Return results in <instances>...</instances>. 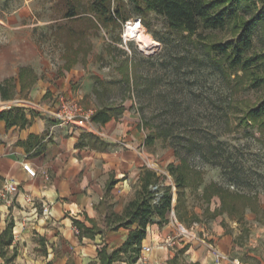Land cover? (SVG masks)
<instances>
[{
  "label": "rangeland",
  "instance_id": "374dc122",
  "mask_svg": "<svg viewBox=\"0 0 264 264\" xmlns=\"http://www.w3.org/2000/svg\"><path fill=\"white\" fill-rule=\"evenodd\" d=\"M90 1L0 0V81L8 92V98L0 96V109L23 99L39 110L44 104L59 107L56 98L50 100L54 92L71 93L68 98L82 110L122 104L143 135L144 162L156 163L147 167L157 171L160 184L172 185L173 205L175 186L167 164L184 158L200 177L185 188L184 221L171 214L169 221L185 227L203 258L208 255L205 263L215 264L219 253L226 264H264V115L252 119L248 114L264 100V82L251 81L264 75V60L253 70L232 68L204 47V42L229 39L231 27L199 28L189 37L169 28L160 14L149 12L144 23L129 0H111V7L141 17L158 42L152 52L141 45L140 50L134 39L122 40V24L94 26ZM71 8L78 17L67 16ZM70 29L82 33L69 38ZM252 52L264 55V22L254 34ZM38 87L48 100L30 94ZM95 126L92 133L113 139ZM148 134L153 135L149 144ZM112 141L118 144L115 136ZM211 182L249 200L236 199L231 215H213L220 199L203 196ZM177 263L193 262L180 255Z\"/></svg>",
  "mask_w": 264,
  "mask_h": 264
},
{
  "label": "crops",
  "instance_id": "0c3cea01",
  "mask_svg": "<svg viewBox=\"0 0 264 264\" xmlns=\"http://www.w3.org/2000/svg\"><path fill=\"white\" fill-rule=\"evenodd\" d=\"M72 66L69 64L66 70ZM43 92L38 87L30 94L48 100L43 98ZM57 94L62 95L54 92L50 100L57 98ZM24 106L30 119L25 126H7L0 120V233L10 222L13 233L6 255L16 250L12 264L95 261L102 245L111 250L125 240L129 228L118 225L114 218L134 196L140 186V174L147 168L143 154L139 153L140 149L144 152V139L136 117L125 112L124 107L122 113L108 121L95 122L113 137L106 139L92 131L59 123L43 110ZM30 134L38 138L28 139ZM114 136L118 144L112 141ZM25 160L36 169L35 176L22 168ZM7 179L18 184V192L2 195ZM45 202L50 204L49 215L42 214ZM156 221L147 226L142 242L150 250L136 264H169L175 254L177 259L183 255L193 263L208 264V255L203 258L195 241L180 234L173 221ZM226 243L224 237L220 246ZM3 261L0 255V264ZM215 264L226 262L216 256Z\"/></svg>",
  "mask_w": 264,
  "mask_h": 264
},
{
  "label": "trees",
  "instance_id": "16d2710c",
  "mask_svg": "<svg viewBox=\"0 0 264 264\" xmlns=\"http://www.w3.org/2000/svg\"><path fill=\"white\" fill-rule=\"evenodd\" d=\"M129 2L132 4V10L144 17V23H147L146 15L149 12H155L164 17L169 28L184 32L189 37L198 34L199 28L224 29L227 26L231 27L234 33L229 39L223 42H204V47L210 52L221 55L227 65L232 68H240L245 71L253 70V67L264 60L262 53H249L253 47L254 34L264 22V0H129ZM89 8L95 13L92 22L94 26L118 25L130 17V14L122 10L120 6L111 7V0H91ZM67 16L76 18L78 13L71 8L67 11ZM81 33H77L73 29L68 31L69 38H73L75 34L79 36ZM251 81L253 85L261 84L264 82V75H256ZM4 86L5 82L0 81V96L5 99L8 98V92ZM25 110L26 107L20 105L2 108L0 109V120H4L7 126L23 127L30 122ZM123 110L122 104L100 105L91 112V119L94 122L104 123L113 116L122 113ZM248 114L252 119L263 116L264 100L258 106L251 108ZM31 138H38V136L30 134L28 139ZM152 139L153 135L148 134L146 143H151ZM167 169L175 186L176 203L172 204V185L160 184L157 171L148 167L144 169L139 177V188L136 189L134 196L126 202L122 212L116 214L114 218L118 221V225L129 228L125 240L121 245L111 250L105 244L102 245L98 249V259L86 264H136L141 254L143 239L147 234V226L150 223L155 220L159 224L168 222L171 210H174L179 221H184L185 188L198 183L200 177L193 175L196 171L181 157L177 164L169 162ZM154 184H157L156 189L151 188V185ZM213 195L220 199V206L212 211L213 215L223 212L231 215L237 204L236 199L249 200V197L230 191L218 185L217 182H211L203 189L206 201H209ZM239 208L242 213L245 208L244 204ZM75 223L81 227L78 220H75ZM134 224L135 226H133ZM12 239V223L10 222L0 233V255L4 258L1 264H12L13 262L16 250L13 249L11 254L6 255V249ZM169 264H179L176 254L170 259ZM193 264L199 263L194 262Z\"/></svg>",
  "mask_w": 264,
  "mask_h": 264
},
{
  "label": "built area",
  "instance_id": "2783aa9c",
  "mask_svg": "<svg viewBox=\"0 0 264 264\" xmlns=\"http://www.w3.org/2000/svg\"><path fill=\"white\" fill-rule=\"evenodd\" d=\"M144 27V24L142 22L141 17H129L125 20L122 21V32H121V38L124 42H127L130 39H134L140 49V44L136 40L135 34L139 33L140 29ZM153 38V37H152ZM154 39V38H153ZM156 41V40H155ZM157 42V41H156ZM158 44V42H157ZM156 45H153V51L156 48ZM141 50V49H140ZM57 101L59 102V107H46L42 106L41 110L45 111L47 115L59 123L63 124H69L72 127H78L82 128L88 131H95V122L92 121L91 119V112L90 110H82L80 106L77 105L75 101L72 99H69L68 97H64L63 95H59L57 98ZM1 100V99H0ZM21 106L28 105L31 108H35L38 104L33 103L30 100H20ZM10 106V105H9ZM26 107V106H24ZM36 109V108H35ZM142 150H139V153L142 154ZM22 168L27 172L28 175L30 176H35L36 175V169L31 165V163L27 160L23 161L22 163ZM146 165L149 167V165L155 166V164L152 163V161H146ZM43 176L48 179V175L46 172H43ZM152 189L157 188V184L151 185ZM18 192V184L12 180V179H7L4 182V185L2 187V195L5 194H14ZM27 200H31L30 197H27ZM7 202H11L10 198L6 199ZM42 214L44 215H49L51 210H50V204L48 202L42 203ZM170 214L175 218V213L174 210H171ZM176 220V218H175ZM177 230L180 234H184L185 227L178 223L177 225ZM76 232H78L77 229H75ZM170 239L167 238V241ZM150 250V246L148 245H142L141 246V254L148 252ZM139 259H141L143 256H141ZM216 256L219 258V253L216 254Z\"/></svg>",
  "mask_w": 264,
  "mask_h": 264
},
{
  "label": "bare ground",
  "instance_id": "6f19581e",
  "mask_svg": "<svg viewBox=\"0 0 264 264\" xmlns=\"http://www.w3.org/2000/svg\"><path fill=\"white\" fill-rule=\"evenodd\" d=\"M136 36V40L138 41V43L147 50H150V52L153 51V45H156L157 42L155 41V39L152 38V36L146 31V28L143 27L140 29L139 33L135 34Z\"/></svg>",
  "mask_w": 264,
  "mask_h": 264
}]
</instances>
